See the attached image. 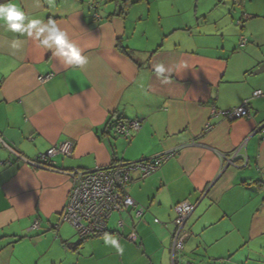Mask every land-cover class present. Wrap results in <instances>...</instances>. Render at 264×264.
I'll return each mask as SVG.
<instances>
[{
  "label": "crops",
  "instance_id": "obj_1",
  "mask_svg": "<svg viewBox=\"0 0 264 264\" xmlns=\"http://www.w3.org/2000/svg\"><path fill=\"white\" fill-rule=\"evenodd\" d=\"M129 1L120 15L118 0H12L29 18L65 30L88 64L65 65L35 34L0 25L1 141L27 159L62 141L75 146L39 168L0 141V264H174L170 223L185 200L195 204L186 223L195 234L176 264H264V141L255 133L264 122V73L252 74L264 62V0L176 4L179 16L168 19L160 11L153 19L152 0ZM255 90L262 94L252 97ZM244 99L249 117L212 116ZM134 119L140 128L130 140L106 131ZM169 150L165 164L142 180L133 174L127 186L145 207L141 218L129 209L118 228L113 214L107 233L83 240L67 223L55 227L68 171Z\"/></svg>",
  "mask_w": 264,
  "mask_h": 264
},
{
  "label": "built area",
  "instance_id": "obj_2",
  "mask_svg": "<svg viewBox=\"0 0 264 264\" xmlns=\"http://www.w3.org/2000/svg\"><path fill=\"white\" fill-rule=\"evenodd\" d=\"M92 7L96 8V4H92ZM240 41L244 43L246 40L241 37ZM51 76L52 73L39 75L38 80L40 83H44ZM261 94V90H255L251 96L256 97ZM249 101L250 99H244L238 106L225 111L212 109V116L221 115L226 119L249 117L251 115ZM139 128L140 121L137 119L117 120L112 130L115 135L128 140L132 137L133 132H136ZM207 128L209 129L210 126H207ZM255 133L264 141V122L257 126ZM1 143L18 158L39 168H52L53 161L51 158L53 156L70 157L75 147L71 141H62L52 145L35 159H27L6 145L4 141H1ZM174 154V150H169L150 159L117 161L93 170L74 169L68 172L64 171L68 173L71 182L65 204L59 213L55 227L67 223L73 227L79 239H85L107 231L109 218L114 212L123 214L132 209L134 210V217L141 218L145 207L138 204L127 192V186L133 180V174H137V178L142 180L154 173ZM229 161L227 158V163ZM59 171L63 170L59 169ZM194 209L195 204L186 200L178 202L174 206L175 217L172 220L174 229L171 233L170 248L172 259L175 254L181 252L185 239L190 233H193L190 228L186 227V223ZM158 221L157 218H154V222ZM38 225L39 222L35 220L32 228H37ZM116 225L118 228L123 227L121 217L117 220ZM126 237L129 240H134V233H129Z\"/></svg>",
  "mask_w": 264,
  "mask_h": 264
},
{
  "label": "clouds",
  "instance_id": "obj_3",
  "mask_svg": "<svg viewBox=\"0 0 264 264\" xmlns=\"http://www.w3.org/2000/svg\"><path fill=\"white\" fill-rule=\"evenodd\" d=\"M0 25L13 33H27L29 37L35 34L40 46L52 50L53 56L60 59L65 65H77L83 68L88 64V58L82 55L81 49L70 40L65 30L51 19L44 22L40 18H29L25 11L12 0L0 3ZM41 37L43 38L40 39ZM20 47L21 41L19 40H14L11 43L12 49ZM155 70L158 74L167 71L163 64L157 65ZM111 243L118 247L116 240H112Z\"/></svg>",
  "mask_w": 264,
  "mask_h": 264
},
{
  "label": "rangeland",
  "instance_id": "obj_4",
  "mask_svg": "<svg viewBox=\"0 0 264 264\" xmlns=\"http://www.w3.org/2000/svg\"><path fill=\"white\" fill-rule=\"evenodd\" d=\"M185 1H186V3H185ZM213 2H214V0H198L197 2L195 0H152L151 1V8L150 9H151V12H152L153 19L155 17V12H157V11H160L161 12V18L168 19V18L178 17L179 16V15L176 16L179 13H176L175 12V10L177 9L176 8V4H178V5H181L182 4L183 7H185V8H189V5H194V4L199 5V8H204V7L208 8L209 6H211V4H213ZM181 13H183L185 15V17L187 16L186 13H185V11H183ZM237 23H238V21H237ZM235 24H236V22H235ZM236 26L238 27V24ZM117 140L118 139H112L111 141H113L115 143ZM113 214L114 215L117 214L118 219H120V217L122 216V214H119L118 212H114ZM113 214L109 218V221L112 219ZM174 217H175V213H174L173 219H174ZM170 224H171L170 225L171 226V230L174 229V225H173L172 221H171ZM191 231L193 233H190L189 238L190 237H194V234H195V231L193 229H191ZM184 263H186V262H184Z\"/></svg>",
  "mask_w": 264,
  "mask_h": 264
},
{
  "label": "trees",
  "instance_id": "obj_5",
  "mask_svg": "<svg viewBox=\"0 0 264 264\" xmlns=\"http://www.w3.org/2000/svg\"><path fill=\"white\" fill-rule=\"evenodd\" d=\"M118 1H120V3L122 4V7L120 8V10H119V14L120 15H124L125 13H126V11H127V9H128V6L131 4V1H129V0H118ZM122 50H123V52L125 53V54H127V55H129V53L127 52V50L124 48V47H122L121 48ZM117 122V120H115V121H113L112 123L110 122V124L107 126V132L108 133H112L115 137H119V136H117V135H115L114 133H113V130H112V127H113V125L115 124ZM110 130V131H109ZM128 140H130V139H128ZM115 162H117V161H115ZM114 163V162H113ZM108 232V229H107V231H105V232H103V233H100V234H96V235H93V236H91V237H95V236H100V235H103V234H105V233H107ZM127 236V235H126ZM89 238V237H88ZM187 238H189V236L187 237ZM186 238V239H187ZM85 239H87V238H85ZM186 239H185V241H186ZM80 240H83V239H80ZM185 241H184V243H185ZM176 256H177V254H175L174 255V264H176L175 262H176ZM228 258H230V257H228Z\"/></svg>",
  "mask_w": 264,
  "mask_h": 264
},
{
  "label": "water",
  "instance_id": "obj_6",
  "mask_svg": "<svg viewBox=\"0 0 264 264\" xmlns=\"http://www.w3.org/2000/svg\"><path fill=\"white\" fill-rule=\"evenodd\" d=\"M261 73H264V62L262 64H260L253 72L252 74L253 75H257V74H261ZM232 162L231 160L228 162L230 163Z\"/></svg>",
  "mask_w": 264,
  "mask_h": 264
}]
</instances>
